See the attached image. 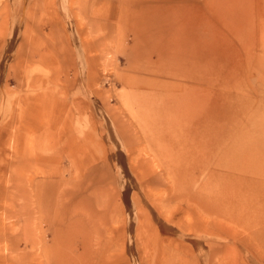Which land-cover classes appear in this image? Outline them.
Listing matches in <instances>:
<instances>
[{
	"label": "rangeland",
	"instance_id": "374dc122",
	"mask_svg": "<svg viewBox=\"0 0 264 264\" xmlns=\"http://www.w3.org/2000/svg\"><path fill=\"white\" fill-rule=\"evenodd\" d=\"M192 1L0 0V264H264V247L253 243L248 226L245 187L234 188L235 224L201 212L208 197L199 192L214 167L196 171L199 180L180 188L188 198H161L164 168L140 125L164 118L177 129L188 127L173 107L187 99L184 90L164 84L192 85L217 100L248 96L249 83H239L236 56L226 50L235 40L236 7L248 9L243 0H215L209 5L213 13L207 10L202 18L205 45L217 46L225 59L218 69L196 70L186 45L165 49V36L138 24L143 6L151 7V26L174 19L167 7ZM215 24L228 26L231 35L215 32ZM262 46L258 40L264 58ZM194 145L193 152L183 151L197 161L206 150ZM105 175L110 197L88 200ZM80 182L88 183L86 192ZM66 193L83 201L84 216L67 218L84 219L85 236L74 228L68 234L57 223L75 209H69ZM138 219L170 250L154 246L153 236L137 239Z\"/></svg>",
	"mask_w": 264,
	"mask_h": 264
},
{
	"label": "bare ground",
	"instance_id": "6f19581e",
	"mask_svg": "<svg viewBox=\"0 0 264 264\" xmlns=\"http://www.w3.org/2000/svg\"><path fill=\"white\" fill-rule=\"evenodd\" d=\"M234 1L236 2V0ZM243 1L247 3L248 9L243 8L246 11H242L240 6H238V9L236 7L233 27L235 40L234 43L231 42L226 50L236 56L233 67L239 73V75L237 73L239 83H242V81L249 83L248 96L234 97L227 95L224 99L217 100L214 95L211 96L202 90L200 94L194 92L192 85L183 87L180 83L164 84L165 88H171L176 92L181 89L184 90L187 99L179 102L177 107H173L175 108L174 111L178 113L177 120L190 122L187 125L188 127H184L185 130L177 129L173 122L169 123L164 118L143 119L140 125L149 147L155 146L156 149L153 147L155 152L160 153L154 152L158 165L164 168L162 178L165 184L163 185L164 188L159 191L161 198L166 200L188 198L190 194L187 197L180 188L188 187L189 182L199 180V177L195 174L196 171L201 174L210 171L214 167L218 173L212 170L211 177L205 179V181L203 180V189L199 192V195L206 193L208 197V200H204V205L203 203L200 204L202 214L207 217L215 216L222 223H238L236 208L232 205L233 195H235L234 188L236 186L245 187L246 193L250 196L249 207L252 216L248 221V226L252 232L253 243L256 246L263 245L264 247V58L258 55L257 52V42L260 40L263 44L261 52L264 55V0ZM214 4L215 0H193L191 3H175V5L167 7L168 11L174 14L172 21L166 22L164 20L165 23L163 24H152L151 26L147 25L148 9L151 10V7L150 5L143 6L141 12L138 13L140 19L138 24L142 25L147 33L157 31L165 36L167 42L161 44L165 49H178L186 45L185 51L192 53L196 58L194 63L196 70H200L207 65L218 69L222 67L225 60L220 57L222 50L219 51L217 46H206L207 37L205 35L200 36L201 26L205 22L202 21V18L207 10L209 13H213L209 5L214 6ZM250 4L253 6L252 8L249 7ZM216 11H214V18L218 15ZM244 15H246V21H243ZM250 15L251 19L249 18ZM215 27L217 31L214 28L212 29L219 32V34L222 32L228 34L232 30L228 26H225V29L218 28L217 24H215ZM259 30L260 35L263 37L261 39L257 38ZM215 35L217 36V33ZM245 39H250V50L245 46ZM206 54H215L217 58L209 59ZM177 61L178 59H175L172 64L176 66ZM190 82L204 84L205 81L191 78ZM214 94H216V91ZM178 99L176 98L177 101ZM171 138H182V141H172ZM194 144H199L206 150L203 158L197 161L195 157H187L186 154L188 153L185 154L183 151L193 152L195 149ZM170 150L173 156L168 154L166 157L164 152ZM215 179L218 183L212 182ZM106 180H108L107 175L99 180L100 190L98 193L97 187L91 189L89 193L87 192L88 196L91 197L88 200L100 203L102 201H98L97 198L102 197L101 200L106 198L108 194L104 188ZM87 184L84 185L80 182L78 186L81 187V190L85 189L86 192ZM95 193L98 194V197ZM111 195L113 194L111 193ZM65 197L69 200V209L73 207L75 209H72L73 214L69 210L66 214L63 213L67 223L66 221L65 223L61 222L63 220L61 218L57 222L60 229L67 226L68 234L74 228L77 229L79 235L85 236L81 231L84 227V219H75L73 222H69L67 218L69 215H73L71 218L84 216L83 208L81 209L83 201L78 202L74 196H69V193H66ZM107 197H110V195L108 194ZM198 199L202 200L198 196L194 200ZM121 231L124 232V229H121ZM135 231L137 239L141 240L144 236H153L156 241L154 246L163 248L164 251L170 250L169 247H164L163 240L161 241L156 232L146 223V220L138 219ZM113 233L115 236V232ZM54 245L57 246L56 241Z\"/></svg>",
	"mask_w": 264,
	"mask_h": 264
}]
</instances>
